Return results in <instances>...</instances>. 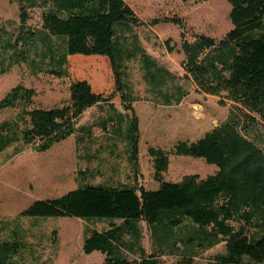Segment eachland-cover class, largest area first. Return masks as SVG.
I'll list each match as a JSON object with an SVG mask.
<instances>
[{
	"label": "trees",
	"instance_id": "obj_1",
	"mask_svg": "<svg viewBox=\"0 0 264 264\" xmlns=\"http://www.w3.org/2000/svg\"><path fill=\"white\" fill-rule=\"evenodd\" d=\"M13 1L20 18L14 41L2 45L13 49L6 67L26 62L22 54L26 50H18V44L26 45L35 32L27 28L25 9L42 6L43 40L52 36L62 44L58 57L51 52L55 69L50 72L71 80L69 101L60 107H25L35 92L22 84L0 99V112L24 105L20 123L0 122V153L19 142L44 152L80 132L77 123L85 110L102 101H117L131 111L128 143L135 178L131 185L105 186L84 183L85 172L77 171L81 183L76 188L35 200L19 214L106 220L109 224L103 230L85 229L82 251L104 256L93 264H134L123 251L131 253L138 245L142 252L139 221L147 224L156 253L177 255L175 264H193L198 252L220 242L224 252L207 264H264V147L250 138L257 124L264 126V0H227L231 28L220 39L196 32L177 14L143 21L125 0ZM122 21L137 26L176 25L184 55L183 77L193 82L196 91L219 97L220 104L224 98L233 104L227 117L196 141H179L169 150L148 147L156 189L136 182L138 118L114 50L115 27ZM171 41H164L169 52L175 49ZM78 60L80 67L70 71L71 61ZM171 154L202 158L216 171L206 177L186 174L177 182L166 181L163 174ZM12 233L11 238L0 233V264H21L15 257L22 242L16 231ZM143 261L156 264L152 259Z\"/></svg>",
	"mask_w": 264,
	"mask_h": 264
},
{
	"label": "rangeland",
	"instance_id": "obj_2",
	"mask_svg": "<svg viewBox=\"0 0 264 264\" xmlns=\"http://www.w3.org/2000/svg\"><path fill=\"white\" fill-rule=\"evenodd\" d=\"M125 1L128 4L132 3L136 7L135 10L139 11L143 18H148L147 21L153 17L177 14L185 18L189 26L193 25L192 27L196 31L204 32L215 39L222 38L231 28L229 19L230 5L227 0ZM44 11L45 7L42 6L25 9V13L29 17L26 23L27 28L34 31L35 35L26 45L18 44V50H26L22 52L26 56V62L22 61L7 68L6 63L11 58L13 49L10 47L2 48V45L5 42L12 43L14 41L19 25L20 10L16 1L0 0V69L5 70L4 73H0V99L11 88L22 84L35 92L31 104L25 106L27 108L60 107L69 101L71 79L64 76L59 77L50 72V70L55 69L51 52H57L55 56L58 57L62 44L59 39L52 36H49L48 42L43 40L45 33L41 26ZM190 22H193V24ZM166 31V29H161L162 36L159 37L154 33L149 34L145 29L140 28L139 34L143 36V45L146 51L153 52L157 57H162L165 53L162 44L163 38H172L166 35ZM146 34H149L152 40L148 39L145 36ZM176 58H178L176 54L167 57L170 62L173 59L176 62L174 65L169 62L171 64L169 67L174 68V73H172V77H164V85L161 87L157 86L158 89L166 91L175 90L176 86L179 87L181 70L180 63L176 61ZM80 65V60L71 61L70 71L79 68ZM74 74H79V72ZM126 81L133 86L135 96L141 100L154 101L158 98L150 92V85L143 79L142 71L137 68L134 62L131 63L126 71ZM181 87L188 92L192 90L191 84L187 81L182 82ZM205 100L207 101L205 102ZM199 101L203 102L202 105L206 109L210 108V106L216 108V110H211L210 113H207L208 117L204 120L205 123L201 130L207 129L215 122L224 119L227 111H230L233 105L231 103L230 107L226 106L225 103L228 100L225 98L224 104H220L219 100L213 97L210 99L201 98ZM191 103H195V101H190L189 104ZM23 107V104H19L16 107L4 109L0 112V122H19ZM186 107L187 115L190 118L194 120L199 117L200 121L204 119L205 116L203 117L201 113L196 114L191 110L190 105H186ZM137 108H140V104ZM100 111L99 107L88 109L82 114L77 123V126L90 128L89 134L85 133L84 136L87 135V137L94 139V144H89L93 147L108 142L104 139L103 133L104 130L105 134L109 133L107 128H101L98 123L101 120ZM159 115L157 112L156 120L164 118ZM117 121H119V127L122 128L125 118L121 117ZM145 121L144 119V127L147 129V125L149 126L150 122L147 123ZM173 121L176 125L170 120L166 123L160 122L152 125L149 137L159 140L163 135L167 137L170 133L191 130L190 125L184 126L183 118ZM189 123L192 124V122ZM80 133L77 132V134L70 135L44 152L35 151L31 146H26L19 142L14 143L0 153V233L4 238H11L13 236L12 232H17L16 234L22 242V248L15 259L21 264H93L100 263L103 260L104 256L99 251L85 254L82 251V244L86 232L85 229L91 230L95 228L103 230L109 224L106 220L92 219L85 221L76 217H39L21 216L19 214L35 200L58 197L76 188L81 183L77 176L78 169L87 166L93 171H95V167L102 170L96 164L100 161L103 162L104 151L96 153V157L91 160L80 157L85 152L84 144L82 145V142L78 144ZM250 138H253L258 145L264 147V126L260 123L257 124L251 132ZM117 141L122 148L123 142L121 140ZM163 144L170 147V143ZM149 145L151 144L145 142L144 138L140 140L137 163L141 177L146 180L148 187H152L155 183L157 184V181L154 182L153 168L147 154ZM170 159L171 167L163 175L169 180H176L186 173L204 176L210 173V168L213 167L212 164L206 163L202 158L171 154ZM120 162H124V156L121 157ZM121 174L122 180L126 181V173L124 174V171H122ZM104 178L103 174L94 172L92 176H87L86 180L98 182ZM115 222L118 223L119 221ZM137 227L140 231L139 245L142 248V252L137 247L138 245L136 247L133 246L131 253L123 251V255L126 258L134 264H142L145 259H152L156 264H175L178 261L177 255H160L156 253L157 247L152 243L150 231L144 221H139ZM54 231L56 232L55 235L53 234ZM125 240L129 241L131 237L125 235ZM223 252L224 242H220L209 249L198 252V255L193 258V264H207L214 255Z\"/></svg>",
	"mask_w": 264,
	"mask_h": 264
},
{
	"label": "crops",
	"instance_id": "obj_3",
	"mask_svg": "<svg viewBox=\"0 0 264 264\" xmlns=\"http://www.w3.org/2000/svg\"><path fill=\"white\" fill-rule=\"evenodd\" d=\"M129 5L134 10V12L140 17V19H142L143 21H147L148 18L147 19L143 18L139 13V11L135 10L136 7H134L132 3H130ZM190 23L193 24V22ZM192 26L190 27L193 28ZM140 28L145 29L149 34L154 33L159 37L162 36L160 30L166 29L167 30L166 31L167 33L165 32L166 35L172 37L170 38L172 39L170 46H174L175 49L169 52L164 44V41L167 40L168 38H163L162 44H163V48L165 49V53L162 57H157L156 55L153 54V52L150 53L146 51L143 45L144 43L143 36L139 34ZM196 32L208 35L204 32H200V31H196ZM149 34H146L145 36L148 39L152 40ZM114 50H115L118 67H120L122 71V78L125 85L127 97L129 99L130 105L132 106L138 118V150L140 149V140H142L143 138L145 139V142H149L151 144L149 146L160 147L165 150L171 149L179 141H196L197 139L202 137L205 132L209 131L213 126L217 125L220 122L217 121L211 127L201 130V127L205 123L204 120L208 117L207 113H210L211 110H216V108H214V106H210V108L206 109L205 106L202 105L203 102L199 100L201 98L210 99L212 97L219 100V97L213 95H207L196 91L193 82L190 79L183 77V69L181 67V62L184 59V55L180 51V30L176 25L172 23H158L155 25L137 26L132 23L122 21L118 23L115 27ZM173 54H176V56L178 57L176 58V61L180 63L181 73L179 77L181 79H179L180 80L179 87L176 86V88H174L175 90H166V91L160 90L157 88V86L161 87L162 85H164L165 82L164 77L173 76L172 73H174V68H170L169 65L171 64L174 65L176 62L174 59L171 62L167 59L168 56L170 57V55ZM132 62H134L137 65V68L140 71H142L143 79L150 85L149 86L150 92L154 96L158 97L154 101L141 100L140 98L135 96L133 92L134 89L133 86L129 84L127 81L125 82L126 71L128 70ZM169 62L171 64H169ZM184 81H187L191 84L192 87L191 91L188 92L187 90L181 87V84ZM190 101H195V103L189 104ZM206 101L207 100H205V102ZM139 104H140V108L138 109L137 107ZM186 105H190L191 110L194 111L196 114L201 113L203 117L205 116L204 119L200 121L199 117H197L194 120L190 118L189 115H187ZM225 105L230 107L231 102L228 101L227 103H225ZM217 106L220 107V105L218 104ZM92 107H99L101 109V111L99 112V116L101 120L98 121V123L101 125V128L103 129L107 128V131L109 133L105 134V130L103 133H104V139H106L108 142H104L103 144H98L96 147L90 146L94 144L93 143L94 139L91 137L90 138L87 137L90 128L80 126L81 133L78 136V144L82 142V145L84 144L83 147H85V152L80 157H83L86 160H91L96 157V153L104 151L105 156H102V161L104 163L100 161L96 164V166L101 167L102 170L95 167L94 168L95 171H93V169H90V167L84 166L82 169H78L77 171L85 172L84 173L85 178L83 180L84 183L100 184L105 186H116L123 183H127L130 185L134 184L135 178L133 177L131 151L128 143V125H129V116L131 115V111L127 110L120 102L117 101H102ZM157 112L160 114L159 115L160 117L163 116L164 118H159L161 120H156L155 116ZM228 112L229 111H227L225 118L227 117ZM121 117L125 118L124 126L122 128L119 127V121H117ZM178 118H183L185 122L184 126L190 125L191 130L189 131L184 130L180 132L170 133L169 136L167 137L163 135V137L159 138V140L149 137L151 133L152 125H156L160 122L166 123L168 122V120H170L173 124H175L173 120H178ZM144 119L147 121V123L150 122V125L149 126L147 125V129L146 127H144ZM189 122H192V124H190ZM186 123L188 124L186 125ZM85 133L87 134L86 136H84ZM117 140H121L123 142L122 148L120 147ZM163 143H168V144L170 143V147L164 145ZM122 156H124L123 163L120 162ZM212 166L213 167L210 168L211 170L210 173L200 177H206L207 175L213 174L216 171V167L214 165ZM170 167H171V159L169 156L168 169L163 175H165L169 171ZM122 171H124V174L126 173L125 176L127 178L126 181L122 180V174H121ZM94 172H99L100 174H103L105 178L102 181H98V182L87 181L86 177L92 176ZM186 174H191V173H186ZM186 174H182L176 180H169L166 179L165 177L164 180L170 182H177L181 179L182 176ZM136 182L138 185L143 186L145 189H156L158 187V182L157 184L155 183L154 186L148 187L146 180L141 177V174L139 172L137 174ZM154 182L156 181L154 180Z\"/></svg>",
	"mask_w": 264,
	"mask_h": 264
}]
</instances>
